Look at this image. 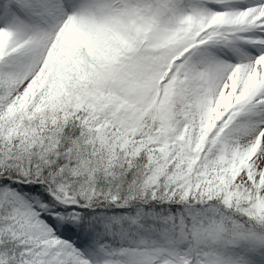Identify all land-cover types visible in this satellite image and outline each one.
I'll use <instances>...</instances> for the list:
<instances>
[{
  "label": "snow or ice",
  "instance_id": "obj_1",
  "mask_svg": "<svg viewBox=\"0 0 264 264\" xmlns=\"http://www.w3.org/2000/svg\"><path fill=\"white\" fill-rule=\"evenodd\" d=\"M0 264H264V0H0Z\"/></svg>",
  "mask_w": 264,
  "mask_h": 264
}]
</instances>
